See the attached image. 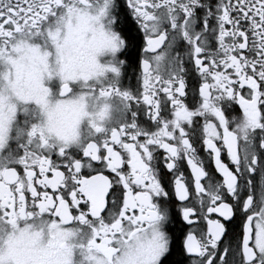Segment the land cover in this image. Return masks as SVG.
<instances>
[{"label": "snow or ice", "instance_id": "snow-or-ice-1", "mask_svg": "<svg viewBox=\"0 0 264 264\" xmlns=\"http://www.w3.org/2000/svg\"><path fill=\"white\" fill-rule=\"evenodd\" d=\"M73 20L111 30L82 87L119 102L75 145L33 106L76 78L16 87L21 49ZM23 224L52 254L9 264H264V0H0V234Z\"/></svg>", "mask_w": 264, "mask_h": 264}, {"label": "clouds", "instance_id": "clouds-1", "mask_svg": "<svg viewBox=\"0 0 264 264\" xmlns=\"http://www.w3.org/2000/svg\"><path fill=\"white\" fill-rule=\"evenodd\" d=\"M110 29L101 21H70L59 41L23 47L17 56L19 75L16 87L21 92L31 91L39 84L49 87L53 80L61 82L69 76L81 87L69 96L49 91L39 106L38 126L55 143L61 138L77 144L88 131V126H107L115 114L118 101L114 98L89 95L82 87L84 77L92 76L96 66H106L112 60L107 47ZM4 71L7 69L4 68ZM107 73L100 76L103 80ZM55 240L47 231H37L23 224L18 231L0 234V260L4 264L17 256L27 259H45L52 254Z\"/></svg>", "mask_w": 264, "mask_h": 264}, {"label": "flooded vegetation", "instance_id": "flooded-vegetation-1", "mask_svg": "<svg viewBox=\"0 0 264 264\" xmlns=\"http://www.w3.org/2000/svg\"><path fill=\"white\" fill-rule=\"evenodd\" d=\"M115 58L117 60L125 59L123 50L121 52L116 53ZM129 60L132 62V67L127 68L126 65H120V75L116 76L115 74H112V78L121 85L129 84L132 81L133 73L138 75V69L136 68V54L134 51L129 56ZM57 86H58V82L55 81L53 87L55 88Z\"/></svg>", "mask_w": 264, "mask_h": 264}, {"label": "rangeland", "instance_id": "rangeland-1", "mask_svg": "<svg viewBox=\"0 0 264 264\" xmlns=\"http://www.w3.org/2000/svg\"><path fill=\"white\" fill-rule=\"evenodd\" d=\"M52 84H55V81H53Z\"/></svg>", "mask_w": 264, "mask_h": 264}]
</instances>
